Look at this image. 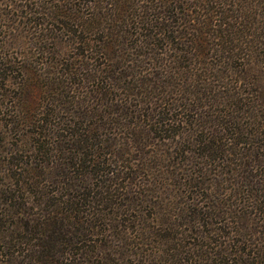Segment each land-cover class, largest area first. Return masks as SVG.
I'll use <instances>...</instances> for the list:
<instances>
[{
  "label": "trees",
  "instance_id": "16d2710c",
  "mask_svg": "<svg viewBox=\"0 0 264 264\" xmlns=\"http://www.w3.org/2000/svg\"><path fill=\"white\" fill-rule=\"evenodd\" d=\"M33 1L0 264H264V0Z\"/></svg>",
  "mask_w": 264,
  "mask_h": 264
},
{
  "label": "rangeland",
  "instance_id": "374dc122",
  "mask_svg": "<svg viewBox=\"0 0 264 264\" xmlns=\"http://www.w3.org/2000/svg\"><path fill=\"white\" fill-rule=\"evenodd\" d=\"M28 2L30 5H27ZM34 7L37 4L33 0H0V188L3 184L2 171L6 167L2 159L19 139L15 130L11 129L15 127L8 119L10 114L38 113L48 107L47 94L41 93L38 99V91L29 84L35 80L29 78L28 74H22L17 67L22 62L36 70L43 60L48 59L46 55L58 61L57 58L61 57L60 54L58 56L59 51L67 49L33 45L37 19V12L32 10ZM255 63L258 66L262 60Z\"/></svg>",
  "mask_w": 264,
  "mask_h": 264
}]
</instances>
